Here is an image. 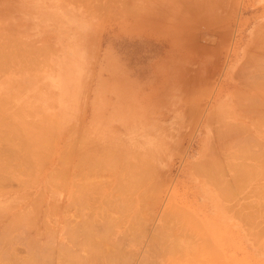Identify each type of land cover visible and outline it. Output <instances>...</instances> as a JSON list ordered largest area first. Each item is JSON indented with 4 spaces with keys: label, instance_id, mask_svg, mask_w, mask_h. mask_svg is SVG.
I'll return each instance as SVG.
<instances>
[{
    "label": "rangeland",
    "instance_id": "rangeland-1",
    "mask_svg": "<svg viewBox=\"0 0 264 264\" xmlns=\"http://www.w3.org/2000/svg\"><path fill=\"white\" fill-rule=\"evenodd\" d=\"M72 1H85L87 7H46L50 0H4L5 4H15L0 7V85L15 84L16 79L19 83L21 79L23 94L28 93L35 110L40 109L37 106L41 99L47 98L50 83V124L37 123L38 115L30 119L32 122L16 126L0 124V183L15 184L17 173L21 174L23 187L22 219H0V229L10 222L7 229L11 232L0 235V264H116L131 258L136 264L142 260L151 264H223L205 221L190 217L192 203L198 199L195 196L205 202L207 196L212 197V188L182 189L183 198L178 202L172 197L171 187L157 186L163 179L157 171L160 164L174 165L168 177L172 181L181 177L219 180L225 183L220 189L221 197L245 201L247 218L242 222L247 243L258 248L259 258L264 261V188L258 186L264 182V155L240 153L237 160L235 155L223 156L220 159L224 165L219 157L214 163L212 157L193 156L190 147L197 132L191 137L190 125L170 124L169 118L165 122L173 111L158 104L160 98L181 99L184 108L196 101H234L240 84L239 64L257 46L256 39L264 37V0H178L182 3L177 2L178 7L167 11L150 7L158 0ZM130 21L139 27L136 35L144 30L152 35L190 36L199 43L181 45L183 54H187L181 68L175 67V54L171 53L174 45H135L136 83L152 86L147 94L149 101H135L134 234L118 237L109 232L125 226V205L111 203L110 197L95 203L101 198L103 161L96 148L102 141L96 139L94 104L88 118L79 122L84 114H79L83 110L79 103L94 101L101 67L104 77L113 67L110 39L103 44L102 57L96 58L100 45L95 37L125 32L124 26ZM142 24L149 27L141 28ZM190 47L197 53L192 57ZM165 52L171 54L166 57ZM211 64L213 72L208 69ZM215 72H219V78L212 76L214 80L211 73ZM165 75L166 90L160 85ZM242 120H246V127L241 123L224 127H232L233 134L241 127L253 134L258 126L256 119L245 117L238 121ZM14 129H20V134ZM63 132L70 137L64 138ZM199 134L200 139L194 140L196 148L203 136ZM239 134L233 137L245 135ZM196 162L198 171L191 174L187 170ZM143 180L146 187L137 186ZM128 243H134L133 252L127 251Z\"/></svg>",
    "mask_w": 264,
    "mask_h": 264
},
{
    "label": "crops",
    "instance_id": "crops-1",
    "mask_svg": "<svg viewBox=\"0 0 264 264\" xmlns=\"http://www.w3.org/2000/svg\"><path fill=\"white\" fill-rule=\"evenodd\" d=\"M3 1L4 0H0V7L5 5L11 6L15 4H5ZM49 6L87 7L85 1L75 2L72 0H50V4H46V7ZM206 7H209V4H207ZM145 27H149V25L142 24L141 28ZM124 28L126 29L125 32L121 30L116 35L114 34L108 37L100 35L95 37L96 44L100 45V49H98V52L96 53L98 54L96 58L102 57L103 44L106 43L107 39H110L111 54L112 57L114 56V58H112L114 60V62H112L113 67L110 68V73L107 74L106 77H104L105 74L103 73V68L101 67L100 77L98 75L96 76L94 101L87 100L85 102L79 103L80 108L83 109L79 114L81 115L84 113L83 119H79V122H83V120L85 121L88 118L89 109L92 107V104H94V108L96 110L95 123L97 125L96 127H98L96 139L98 141L99 139L102 141V143L100 142V147L96 148V150L101 153L103 161L101 165V170L103 171L101 175L102 182L100 183L102 200H100L101 198H97L95 199V203L97 204L99 201L103 203L106 201L107 197H110V200L112 201L111 203L116 202L117 204L125 205L123 207V211L126 209L125 216L127 220L125 226L117 229L112 228L109 232V234L118 237H128L134 234L132 224L135 209L136 180L134 163L135 150L132 140H134L135 101L136 98L142 101H149L150 96H147V94L150 93V88L152 86L146 85V83H136V69L134 62L135 45L150 43H160L164 45L172 44L174 47L171 48V50H173L171 53L175 54V67L181 68L183 66L181 61L184 59V55H187L186 53L183 54V47L181 45L199 43L198 41L195 42L193 37L190 36L167 34L152 35L149 31L145 32L144 30L143 34L136 35V28L139 27L135 26L134 21L126 23ZM239 39L241 40L242 38L239 37ZM115 45H119L116 48V52ZM167 50L168 49L165 47V51ZM189 50L191 57L193 54H197L193 52V47H190ZM171 53L165 52V56L167 57ZM191 57L189 60H192ZM166 61L167 59H164V65H167L168 61ZM209 68L210 70H213L214 65L211 64L208 69ZM167 70L168 69H166L164 74H166ZM139 71L144 72V70ZM212 74L213 73H211V75ZM161 84L164 86V90H166V75L160 82V85ZM0 87V124H10L16 126L22 123L32 122L30 119L34 118L36 115L39 116L38 120L35 119L37 123L50 124L49 81L47 98L41 99L42 102H40V105L37 106L40 109H35L37 111L33 110L35 106L33 101L28 98V93L23 94L21 79H19V83H17L16 79L15 84L5 83L0 85ZM183 103L184 101L181 99L177 100V98L173 101H169L167 98H160L158 101L160 107H164L165 109L168 108L173 111L171 112L172 114H170L171 117H165V122H167V118H169L168 122L170 124L190 125L189 132L191 133V137L193 136L194 132H197L196 136L192 139V144L190 147L191 155H202L210 158L212 157V161H216L218 159L216 157L232 156V151H234L236 155L240 153L247 156L264 155V120L262 118L261 121L255 118L259 127L256 126L255 132L253 134L248 132L249 134L240 135L242 137H248L247 135L253 136L252 138L251 136L250 138L248 137L249 140L248 138L246 139L245 144H247L246 147L243 148V151L238 152V150L235 149L237 146L232 147V144L227 143L232 139L234 140V137L231 135V132H233L234 129L232 127L225 128L224 125H229L230 123H241L242 125L247 124L246 120H242L241 122L238 121L242 118H245V115L235 105V100H208L204 102L196 101L192 102V104H186L185 108ZM188 106H191V108ZM196 106L197 109L195 108ZM218 106L220 107L218 108ZM192 107L195 109L193 112ZM196 110L199 112L202 111V113L200 112V114ZM189 112L194 114L191 115ZM176 129L178 128L176 127ZM224 129H226V132ZM14 130L15 133L18 132L20 134V129ZM199 132L202 133L203 136L199 141V146L196 148L194 147V140L196 138L200 139ZM222 132L225 133L221 134ZM63 134L64 135L62 136L64 138L70 137L68 132H63ZM239 139H241V137H239ZM204 141L206 142L205 144L202 143ZM242 141L244 140H239L241 144ZM223 144L229 146H223V148H221ZM240 148L241 146L238 145L237 149L240 150ZM198 162L191 163L189 170L187 171L191 174L197 172L198 167L196 164H198ZM208 162H211L210 159H208ZM173 169L174 165L172 164L158 165L157 171L160 172V175L163 179L158 181L159 185L157 186L164 189L171 187L174 190H172V197L178 202L183 198L182 189L190 188L197 189L196 191H198L199 188L203 187L212 188L213 195L212 197L207 196V200H205V202H199L200 196H195V199H198L192 203L194 210L190 212V217L196 220L205 221V225L207 226L209 234L214 241L213 248L217 253L220 254L221 257H223L222 263L264 264V261L259 258L260 255H258V248L253 244L247 243L246 226L245 223L242 222L247 218L245 209L246 202L241 201V199L238 200V198H232L230 196L227 198L221 197L220 194L222 191L220 189L224 187L223 184L225 183H219V180H203L193 178L188 179L181 177L177 178L175 181H172V179H169L168 177L170 176V173L173 172ZM15 178V184H10L7 186L3 183H0V216L2 215L0 219L4 221H17L22 219L21 209L23 188L21 183V174L17 175L16 173ZM17 179H20V184L17 183ZM146 185V181L143 180L141 181V184H138L137 186L146 187ZM258 186L264 188V182L258 183ZM118 216L120 217V215ZM122 216L124 215H121V217ZM119 217L117 218L119 219ZM9 224L10 222H5V231L0 229V235L2 232H9L7 229ZM134 247V243H128L127 251L133 252ZM149 263L151 264V262ZM149 263L144 260L140 261V264ZM96 264L103 263L96 261ZM116 264H136V261L134 258H131L117 261Z\"/></svg>",
    "mask_w": 264,
    "mask_h": 264
},
{
    "label": "bare ground",
    "instance_id": "bare-ground-1",
    "mask_svg": "<svg viewBox=\"0 0 264 264\" xmlns=\"http://www.w3.org/2000/svg\"><path fill=\"white\" fill-rule=\"evenodd\" d=\"M177 2H178V0H158V2L157 3H155V2H152L151 3V6L150 7H160L159 9H160V11H165L166 9H168V8H170V7H178L177 6ZM153 3H155V4H153ZM179 3H182V1L181 2H178V4ZM167 11V10H166ZM243 12V11H242ZM230 30H232V28L230 29ZM261 34V33H260ZM226 36V35H225ZM236 36H237V34L235 35V36H233L234 38L232 39V42H233V46H234V44H235V42H236ZM224 37V36H223ZM229 38V37H228ZM223 39V38H222ZM212 40V39H211ZM223 42V41H222ZM221 42V43H222ZM226 42H228V41H226ZM256 44L255 45H257L256 47H254V49H252L251 51H250V55L249 54H246V59H245V61H244V63L243 64H239V69L237 70V76H239V80H240V84L238 85V92L235 94V95H238L237 97H236V99H235V105L237 106V107H239V109L244 113V115H245V117H251V118H256V119H258L259 121H261V118L264 120V87H262V84L264 83H262V78H264V37L262 36L261 38H257L256 39ZM210 46V45H209ZM229 63H227L226 64V66L228 65ZM225 68V67H224ZM214 69V68H213ZM217 69V68H216ZM212 70V69H211ZM210 70V71H211ZM221 71H222V68L220 69ZM216 71V70H215ZM213 72V71H212ZM216 73V72H215ZM223 73V72H222ZM219 74V72L218 73H216V74H213V75H211V77L212 76H216L217 77V75ZM220 74H221V72H220ZM206 76V75H205ZM222 76V75H221ZM235 76V75H234ZM193 77V76H192ZM210 77V78H211ZM216 77L215 78H213L214 80L216 79ZM217 78H219V77H217ZM208 80H210L209 78H207ZM207 79H206V81H207ZM210 82H212L211 80H210ZM239 83V82H238ZM194 88H196V87H194ZM197 91H198V89H197ZM248 92H251L250 94L248 93ZM196 97V96H195ZM248 99V100H247ZM250 99H253V100H250ZM234 100V99H233ZM189 108H191V106H188ZM220 106H218V108H219ZM188 108V109H189ZM193 108V107H192ZM196 109H197V106L195 107ZM214 109V108H213ZM195 109L193 108L192 109V112L194 111ZM196 111H198V110H196ZM217 111V110H216ZM190 113L191 115L192 114H194V113ZM199 112V111H198ZM201 113H202V111H200ZM199 112V113H200ZM200 113V114H201ZM219 113V112H218ZM187 115H189V114H187ZM190 115V116H191ZM199 115V114H198ZM197 115V116H198ZM229 115V114H228ZM196 116V115H195ZM194 116V117H195ZM202 116V115H201ZM215 121V120H214ZM238 125H240V124H238ZM242 126V125H241ZM244 126V125H243ZM245 127H246V125H245ZM229 128V127H228ZM235 128V127H234ZM239 129H240V127H238ZM237 128V129H238ZM244 128V127H243ZM236 129V128H235ZM225 130V132H226V129H224ZM227 130H229V129H227ZM233 130V129H232ZM219 131H220V129H219ZM247 130L245 129V130H243L242 129V127H241V130H238V131H236V133H244V134H249L248 133V131L246 132ZM224 132V133H225ZM223 132L221 133V134H224ZM235 132H234V134H236ZM220 134V135H221ZM232 134V133H231ZM233 134V135H234ZM239 134V135H240ZM233 135H232V137H233ZM216 136V135H215ZM219 136V135H218ZM249 138H250V136L249 135H247ZM220 137V136H219ZM222 137H224V136H222ZM239 137H241V139H239ZM239 137H234V139H239V140H244V141H242V144H241V142H239V140H231L230 142H227V143H229V144H234L232 147H234L235 145L237 146V145H239V146H241V148H240V150L239 149H237L238 148V146L235 148L236 150H238V152H240V151H243V148H245L246 146V144H245V142H246V139L248 138V137H242V136H239ZM253 136H251V138H252ZM249 138H248V140H249ZM3 139V138H2ZM30 139V138H29ZM34 139V138H33ZM31 141V140H30ZM235 141V142H234ZM32 142V141H31ZM244 142V143H243ZM27 143H29V141L27 142ZM225 143V142H224ZM241 145H240V144ZM18 144V143H17ZM31 144V143H30ZM243 144H245L244 145V147H243ZM223 146L225 147V146H229V145H225V144H223L222 145V147L221 148H223ZM21 147V146H20ZM29 147V146H28ZM42 147V146H41ZM227 148H229V147H227ZM2 149V148H1ZM28 149V148H27ZM21 152V151H20ZM27 152V151H26ZM40 152V151H39ZM41 152H42V150H41ZM219 152V151H218ZM234 151H232L231 153H232V156L231 157H234L233 155H235V159L237 158V157H239V155L237 154V156H236V153L234 152ZM16 153V152H15ZM66 154V153H65ZM224 155V154H223ZM228 155V154H227ZM37 156H38V154H37ZM21 157V156H20ZM24 157V156H23ZM39 157V156H38ZM61 157V156H60ZM63 157H65V156H63ZM63 157H61V158H63ZM34 159V158H33ZM219 159H220V157H219ZM24 160V159H23ZM47 160V159H46ZM63 160V159H62ZM68 160V159H67ZM237 160V159H236ZM22 161V160H21ZM214 162H215V160H214ZM225 162H227V161H225ZM63 163V162H62ZM212 163V162H211ZM218 163H219V161H218ZM220 163H221V159H220ZM230 163V162H229ZM221 164H223V162L221 163ZM9 165V164H8ZM224 165V164H223ZM13 166V165H12ZM32 166V165H31ZM202 166H204V165H202ZM209 166V165H208ZM14 167H16V166H14ZM222 167V166H221ZM17 168V167H16ZM207 167H205V169H206ZM210 168H211V166H210ZM209 168V169H210ZM225 168V167H224ZM224 168H222V171H224L225 169ZM33 169V168H32ZM62 169V168H61ZM76 169H78V168H76ZM208 169V170H209ZM212 169V168H211ZM210 169V170H211ZM215 169V168H214ZM213 169V170H214ZM219 169V171H220V168H218ZM224 169V170H223ZM17 170V169H16ZM26 170V169H25ZM28 170V169H27ZM63 170V169H62ZM207 170V169H206ZM209 170V171H210ZM24 171V170H23ZM60 171V170H59ZM202 171V170H201ZM217 170H215V173H219V171H217ZM9 172V171H8ZM17 172H18V170H17ZM33 172V171H32ZM67 173H68V171H66ZM208 172V171H207ZM213 172V171H212ZM2 173V172H1ZM210 173V172H209ZM208 173V174H209ZM6 174V173H5ZM4 174V175H5ZM222 174V173H221ZM6 175H8V174H6ZM25 175V174H24ZM33 175V174H32ZM53 175V174H52ZM213 175H215V174H213ZM225 175V174H224ZM83 176V175H82ZM204 176V175H203ZM212 175H210V177H211ZM7 177V176H6ZM10 178H11V176H9ZM206 177V176H205ZM215 177V176H214ZM57 178V177H56ZM2 179V178H1ZM74 179V178H73ZM207 179H209L208 177H207ZM4 180V179H3ZM206 180V179H205ZM55 182V181H54ZM77 182V181H76ZM73 183V182H72ZM20 184V183H19ZM25 185V184H24ZM73 185V184H72ZM62 186V185H61ZM74 186V185H73ZM75 187V186H74ZM23 188V187H22ZM78 189H80V188H78ZM77 190V189H76ZM41 192V191H40ZM80 192V191H79ZM81 193V192H80ZM39 197V196H38ZM75 197V196H74ZM75 199H76V197H75ZM43 200V199H42ZM75 201V200H74ZM32 202V201H31ZM74 203V202H73ZM40 204V203H39ZM75 204V203H74ZM36 205V204H35ZM41 205V204H40ZM78 207V206H77ZM81 209V208H80ZM47 210V209H46ZM78 211V210H77ZM46 212V211H45ZM84 213V212H83ZM36 216H39L38 214L36 215ZM35 216V217H36ZM43 217V216H42ZM4 218V217H3ZM9 221V220H8ZM16 223V222H15ZM14 223V225H16L17 226V223L15 224ZM67 224V223H66ZM7 225V224H6ZM6 228V227H5ZM14 228V227H13ZM18 228V227H17ZM16 228V229H17ZM32 228V227H31ZM3 229V228H2ZM11 229V228H10ZM15 229V230H16ZM28 229V228H27ZM34 229V228H33ZM30 230V229H29ZM4 231H5V229H4ZM11 231H12V229H11ZM23 231V230H22ZM7 233V232H6ZM9 233L11 234V232L9 231ZM8 233V234H9ZM21 237H22V235H21ZM27 237V236H26ZM19 238V237H18ZM17 238V239H18ZM45 239H47V238H45ZM49 239V238H48ZM20 240V239H19ZM16 241H18V240H16ZM30 241V240H29ZM37 242V241H36ZM36 242H33V244L34 243H36ZM30 243H31V241H30ZM62 243V242H61ZM1 244V243H0ZM5 244V243H4ZM35 247V246H34ZM3 253V252H2ZM4 254V253H3ZM2 255V254H1ZM4 255H2V257H3ZM48 256V255H47ZM46 257V256H45ZM0 259H1V257H0ZM46 260V259H45ZM34 261V260H33ZM32 261V262H33ZM42 261H44V260H42ZM29 262H31V261H29ZM26 263V262H25ZM24 264V263H23ZM37 264V263H36ZM48 264V263H47Z\"/></svg>",
    "mask_w": 264,
    "mask_h": 264
}]
</instances>
